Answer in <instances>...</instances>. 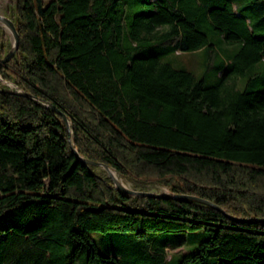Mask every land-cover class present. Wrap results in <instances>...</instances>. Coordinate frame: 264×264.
Here are the masks:
<instances>
[{
	"label": "trees",
	"instance_id": "trees-1",
	"mask_svg": "<svg viewBox=\"0 0 264 264\" xmlns=\"http://www.w3.org/2000/svg\"><path fill=\"white\" fill-rule=\"evenodd\" d=\"M16 1L0 264H264V0Z\"/></svg>",
	"mask_w": 264,
	"mask_h": 264
},
{
	"label": "rangeland",
	"instance_id": "rangeland-1",
	"mask_svg": "<svg viewBox=\"0 0 264 264\" xmlns=\"http://www.w3.org/2000/svg\"><path fill=\"white\" fill-rule=\"evenodd\" d=\"M43 1L47 2L50 0H43ZM16 3H17L16 0H0V15L6 16L7 18L13 20L14 23L16 21V15H17V8L15 10ZM12 44H13V37H12L11 32L0 22V60L10 51ZM14 56H16V52L12 57H14ZM166 61H168L174 68H185V69L193 70L196 76H199V74H200L199 69H198L199 53H195L192 55L186 53L184 55H179L177 58L176 57L167 58ZM4 64H2L0 66V71H1L2 66ZM197 69H198V71H197ZM0 85L8 86L10 88L14 87L12 83H8V82L2 80L1 75H0ZM68 122H69V127H70V121L68 120ZM71 135H72V133H71ZM71 135H70V138H71ZM71 141H72V138H71ZM95 171L100 175H105V176L109 177L108 171H106V169H104L101 166H97L95 168ZM111 171H113L115 173L116 178L111 173ZM109 173L113 176L114 180L119 185H121L123 188L128 189L130 191L150 192V193H154V194H165V195L170 194V190L167 189L166 187L160 185V184L149 185L147 187V190H145V191L133 190L131 183L126 181L122 177H120L117 172L110 169ZM114 186H115V183H114ZM132 195H134V194H132ZM173 252H181L182 253V252H185V249L180 248V249L174 250Z\"/></svg>",
	"mask_w": 264,
	"mask_h": 264
},
{
	"label": "water",
	"instance_id": "water-1",
	"mask_svg": "<svg viewBox=\"0 0 264 264\" xmlns=\"http://www.w3.org/2000/svg\"><path fill=\"white\" fill-rule=\"evenodd\" d=\"M16 8H17V3H16V6H15V10H16ZM0 22L11 32L12 37H13V44H12V47H11L10 51L0 60V66H1L2 64H4L5 62H7L8 60H10L12 58V56L15 54V52L17 51V48H18V45H19V35H18V32L16 30V25H15V23H14L13 20L7 18L4 15H0ZM16 93H18V94H20L22 96H25V97H30V95L29 94H26V93H22V92H19V91L16 92ZM51 108L54 111H56L62 117V119H63V121H64V123L66 125L67 133L70 136L71 135V130H70L69 122L67 120V116L65 115V113L59 111L54 106H52ZM69 143H70V147H71L72 151L77 155L76 149L73 146V143L71 141V138H69ZM78 158L84 164L92 165V166H101L104 169H106V171H108L109 177L115 183V186L118 189L123 190V191H125V192H127L129 194L141 195V196H151V197H166L167 196L165 194H154V193H150V192H134V191H130L128 189H125V188H123L121 185H119L114 180L113 176L109 173L110 168L107 167L106 165H103V164H100V163H96V162H91V161H88L86 159H83V158H81L79 156H78ZM174 197L175 198H186V199L197 200V201H200V202H203V203L210 204V205L214 206L213 204L209 203L206 200H203V199H200V198H197V197H193V196L180 195V196H174ZM219 210H221V209H219Z\"/></svg>",
	"mask_w": 264,
	"mask_h": 264
},
{
	"label": "bare ground",
	"instance_id": "bare-ground-1",
	"mask_svg": "<svg viewBox=\"0 0 264 264\" xmlns=\"http://www.w3.org/2000/svg\"><path fill=\"white\" fill-rule=\"evenodd\" d=\"M111 173L114 175V177L116 178V175H115V173L113 172V171H111Z\"/></svg>",
	"mask_w": 264,
	"mask_h": 264
}]
</instances>
